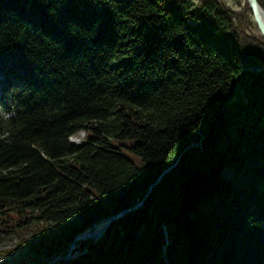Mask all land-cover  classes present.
Here are the masks:
<instances>
[{"label":"trees","instance_id":"1","mask_svg":"<svg viewBox=\"0 0 264 264\" xmlns=\"http://www.w3.org/2000/svg\"><path fill=\"white\" fill-rule=\"evenodd\" d=\"M0 77V235L19 238L1 253L264 264V37L246 2L0 0Z\"/></svg>","mask_w":264,"mask_h":264},{"label":"rangeland","instance_id":"2","mask_svg":"<svg viewBox=\"0 0 264 264\" xmlns=\"http://www.w3.org/2000/svg\"><path fill=\"white\" fill-rule=\"evenodd\" d=\"M195 1V0H194ZM221 2H223L224 5H226L227 7L238 11L240 10V7L244 4V2H246V0H220ZM264 10V9H263ZM248 69H250V67H246ZM247 70V69H246ZM0 79H2V77H0ZM1 89H0V102L2 100V95H4L3 93H1ZM1 109H0V114H1ZM85 135L84 131H78L77 133H75L74 135H72L69 140L73 143H77L83 140ZM125 150V154L133 159L134 161H136L135 157H133L128 150H126L125 148H123ZM226 173V172H224ZM19 240L18 236L15 233H9V234H5V235H0V251L3 249H12L15 244L17 243V241ZM24 260V262L26 264H38L36 261H33L31 258L28 257V255H26V253L23 252H16L14 255L10 254H4L0 252V264H16V260Z\"/></svg>","mask_w":264,"mask_h":264},{"label":"water","instance_id":"3","mask_svg":"<svg viewBox=\"0 0 264 264\" xmlns=\"http://www.w3.org/2000/svg\"><path fill=\"white\" fill-rule=\"evenodd\" d=\"M246 3L251 11V17L257 27V30L264 37V10L263 8L261 7V5L259 4L257 0H246ZM246 69L248 68H244V70ZM140 204L141 203L137 204L134 208H137ZM129 210L130 209H126L123 212H121L119 215L110 217L104 224L103 228L101 230H98L94 234V236L100 235L114 219L122 216L125 212ZM91 236H93L91 233H80L75 237V240H81V239L89 238Z\"/></svg>","mask_w":264,"mask_h":264}]
</instances>
